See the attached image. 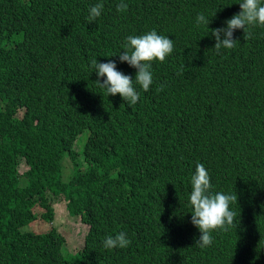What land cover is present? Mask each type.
<instances>
[{
  "label": "trees",
  "instance_id": "obj_1",
  "mask_svg": "<svg viewBox=\"0 0 264 264\" xmlns=\"http://www.w3.org/2000/svg\"><path fill=\"white\" fill-rule=\"evenodd\" d=\"M239 2L0 0V264H264V27H251L249 40L236 30V46L219 54L211 34ZM201 13L208 27L197 26ZM151 30L174 51L153 62V85H136L130 107L98 86L106 77L90 61L114 60L134 80L117 54L126 37ZM198 163L214 192L238 197L236 226L213 231L206 248L191 223ZM50 198L88 226L72 257L54 227L23 230L52 222ZM119 232L131 244L105 249Z\"/></svg>",
  "mask_w": 264,
  "mask_h": 264
},
{
  "label": "clouds",
  "instance_id": "obj_2",
  "mask_svg": "<svg viewBox=\"0 0 264 264\" xmlns=\"http://www.w3.org/2000/svg\"><path fill=\"white\" fill-rule=\"evenodd\" d=\"M241 11L225 21L226 27L211 29V34L216 43L214 49L217 54L222 49H233L238 39L234 38L236 30H243L244 40L252 38L250 28L254 26L264 27V3L262 0H240ZM104 5L98 3L89 8L87 20L89 23L96 21L101 16ZM128 5L121 2L117 5L118 11H126ZM197 26L208 27L210 21L201 13L196 17ZM223 37V38H222ZM123 51L118 55L121 63L126 62L130 67L136 69L135 79L117 70L114 60L101 63L93 58L90 63L98 74L104 78L102 82L97 79L100 88L112 96L119 94L121 98L132 107L137 104L140 94L136 85L144 92L150 90L153 85V62H166L174 51V41L167 36L159 35L156 30H151L143 35H129L123 45ZM114 56V55H112ZM182 74V70L178 73ZM161 88L158 89L162 90ZM192 191L190 193V205L192 208L191 223L200 231V236L195 245L206 248L213 243V231H228L235 227L236 212L230 209V205L237 203L236 194H224L214 192L211 177L202 163L196 165L195 173L191 177ZM131 244L125 232H119L115 236L109 235L103 240L105 249H124Z\"/></svg>",
  "mask_w": 264,
  "mask_h": 264
},
{
  "label": "rangeland",
  "instance_id": "obj_3",
  "mask_svg": "<svg viewBox=\"0 0 264 264\" xmlns=\"http://www.w3.org/2000/svg\"><path fill=\"white\" fill-rule=\"evenodd\" d=\"M86 137H88V131L81 134L76 143L75 149L80 153L79 158L81 159V151L85 143ZM64 158L61 161V177L63 180H67L72 174V170L66 173V161ZM83 167V165H81ZM27 170V167L21 165L19 167L20 173ZM50 202L53 207V219L51 223H45L42 220H36L24 227L23 230H33L36 232H44L49 227H54L55 230L62 235L64 238V244L61 247V253L63 256L72 257L76 250H79L82 245L83 237L86 231V225L80 222L78 217L69 216L64 208V201L62 199L50 198ZM36 211H39L36 209Z\"/></svg>",
  "mask_w": 264,
  "mask_h": 264
}]
</instances>
